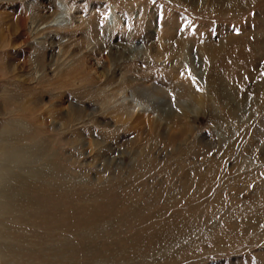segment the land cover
Returning a JSON list of instances; mask_svg holds the SVG:
<instances>
[{"label": "rangeland", "instance_id": "374dc122", "mask_svg": "<svg viewBox=\"0 0 264 264\" xmlns=\"http://www.w3.org/2000/svg\"><path fill=\"white\" fill-rule=\"evenodd\" d=\"M216 7L0 0V264H264V0Z\"/></svg>", "mask_w": 264, "mask_h": 264}, {"label": "bare ground", "instance_id": "6f19581e", "mask_svg": "<svg viewBox=\"0 0 264 264\" xmlns=\"http://www.w3.org/2000/svg\"><path fill=\"white\" fill-rule=\"evenodd\" d=\"M185 1H188L190 3H193V1H197V0H185ZM215 5L217 6L216 8H223V9H228V8H239L241 7V5L244 4V2H246L247 0H213ZM64 6V5H62ZM65 8V6L63 7ZM66 9V8H65ZM68 9V8H67ZM240 9V8H239ZM61 16H58L57 18L55 17L54 21H56L58 24H62V22L65 20L64 18V15L66 14V10L65 11H61L60 12ZM68 16V15H67ZM70 22V21H69ZM17 23V24H16ZM16 23H11L9 26H10V30L12 32H14L13 34H16L18 32V29L21 27V22L18 21ZM72 23V22H71ZM70 23V24H71ZM92 24V23H90ZM59 26V25H58ZM91 26V25H90ZM89 26V27H90ZM38 28V27H37ZM93 30V29H92ZM89 31V30H88ZM99 45V44H98ZM171 47V46H170ZM163 50V49H162ZM167 50V48H166ZM170 50V49H169ZM168 51V50H167ZM171 51V50H170ZM173 51V50H172ZM148 52V51H147ZM128 81V80H127ZM131 83V82H130ZM129 83V84H130ZM133 87V86H132ZM116 91V90H115ZM151 91V90H149ZM119 92V91H117ZM232 101V99H230ZM235 104V103H234ZM257 111V110H256Z\"/></svg>", "mask_w": 264, "mask_h": 264}]
</instances>
